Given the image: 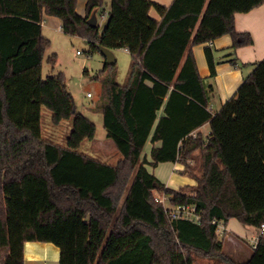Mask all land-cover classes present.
<instances>
[{"label":"trees","instance_id":"trees-1","mask_svg":"<svg viewBox=\"0 0 264 264\" xmlns=\"http://www.w3.org/2000/svg\"><path fill=\"white\" fill-rule=\"evenodd\" d=\"M262 2L110 0L100 30L86 19L104 0H86L83 16L76 0H0V264H23V243L34 240L58 246V264H264V233L237 261L223 251L211 222L264 223V58L212 110L206 77L217 61L205 46L203 77L192 52L223 34L231 50L250 44L248 32L235 30L234 13ZM43 14L92 49L123 47L130 54L126 82L106 78L98 106L120 154L114 163L80 150L94 138L95 124L77 110L62 72L42 77L50 44ZM47 61L55 63L54 53ZM42 107L54 124L72 119L65 144L42 135ZM204 123L207 134L197 129ZM147 140L149 159L142 154ZM196 152L199 172L190 165ZM164 161L181 163L178 172L195 186H166L147 167ZM154 190L171 205L196 206L202 221L170 219Z\"/></svg>","mask_w":264,"mask_h":264},{"label":"crops","instance_id":"crops-1","mask_svg":"<svg viewBox=\"0 0 264 264\" xmlns=\"http://www.w3.org/2000/svg\"><path fill=\"white\" fill-rule=\"evenodd\" d=\"M152 1L168 6L172 0ZM85 3L86 0H76V12L82 16L85 14ZM95 10L96 16L99 15L103 17V28L110 12V0H104L102 8H96ZM149 14L156 20L160 19V14L154 8H150ZM41 27L42 33L44 31L46 33H52L56 28L61 29L60 20L55 16L43 14ZM234 28L237 32H248L252 38V42L231 50L229 48L232 42L231 37L229 34H223L209 42L192 46L197 69L201 76H207L209 73L204 55L205 46L212 48L214 57L217 61L215 64V74L212 77L206 78L207 82L212 84V96L209 102V106L212 110H218L221 104L235 93L243 78L252 70L254 63L264 58V2L248 11L235 12ZM124 49L126 50V48ZM230 59H236V63L234 64ZM161 114L162 108L158 110V116ZM205 128H207L208 132L207 123L202 124L197 129L202 131ZM147 143L151 142L147 140L145 146ZM159 143L160 142H156L157 145ZM147 158L149 159V157ZM147 167L153 172V170L149 168V165ZM182 168L183 165L181 163H172L173 171ZM172 175L173 173L169 174L166 176V179L156 176L164 182L166 186L174 189L182 185L194 184V179L188 175H182V178L178 182L173 179ZM224 231L223 251L233 259H235V256L243 258L237 261L245 260L246 258L244 259L242 253L249 252V256L253 248L252 245L249 246V244H247L245 238L253 243L254 239L259 237L258 226L243 224L237 218L230 217L224 225ZM22 252L23 264H58L59 262V248L50 241H25L23 243Z\"/></svg>","mask_w":264,"mask_h":264},{"label":"rangeland","instance_id":"rangeland-1","mask_svg":"<svg viewBox=\"0 0 264 264\" xmlns=\"http://www.w3.org/2000/svg\"><path fill=\"white\" fill-rule=\"evenodd\" d=\"M102 19L103 17L97 16V24L100 30L103 26ZM43 35L49 38L50 44L46 48L42 60V77L46 78L49 75L62 72L66 87L74 98L77 110L95 124L94 138L85 140L80 150L91 154V156L114 163L120 154L112 139L106 136L98 106L103 100V81L106 78L112 77L119 84L126 82L131 64L130 54L123 47L112 49L115 63L105 66V56L99 49H92L84 38L66 34L58 28L53 30L52 33L44 31ZM52 53L55 55V63L53 65L47 61V57ZM50 117L51 111L42 107L40 112L42 135L55 143L65 144L66 137L72 128V119H64L60 123L54 124L51 122ZM202 132L204 134L207 133V128L202 130ZM151 146L152 143H147L142 151L146 158H150L149 148ZM194 155L195 158L190 160V165L195 171L199 172V152ZM149 168L153 170L155 175L164 179L173 173L172 177L177 182L182 178V175H186L180 174L178 172L179 169L173 171L172 162H159L156 166L150 167L149 165ZM195 184L196 180L194 179V184L189 186L192 187ZM153 193L158 195L161 192L154 190ZM245 241L249 246L252 245V242L248 239L245 238ZM248 253H242L244 259L247 258ZM235 259L242 260L243 258L235 256Z\"/></svg>","mask_w":264,"mask_h":264},{"label":"built area","instance_id":"built-area-1","mask_svg":"<svg viewBox=\"0 0 264 264\" xmlns=\"http://www.w3.org/2000/svg\"><path fill=\"white\" fill-rule=\"evenodd\" d=\"M87 95H89V93H87ZM154 199L162 204L165 212L167 213L170 219L182 218V219L193 221L195 223H200L202 221L201 212L198 211L196 209V206L194 205H190V204L171 205L168 202V195H166L163 192H161L158 195H154ZM211 222L216 224L218 237L220 240H223L225 237L224 224L221 221H218L216 219H213ZM262 233H264V223H261L258 226V234L261 235ZM257 239L258 238H255L253 241L252 243L253 247L257 243Z\"/></svg>","mask_w":264,"mask_h":264},{"label":"water","instance_id":"water-1","mask_svg":"<svg viewBox=\"0 0 264 264\" xmlns=\"http://www.w3.org/2000/svg\"><path fill=\"white\" fill-rule=\"evenodd\" d=\"M86 21L90 26H95L97 24V16H96V10L95 9L91 12V14L86 19ZM98 49L105 56L107 64H114L115 63V58H114L112 49L106 48L102 45H99Z\"/></svg>","mask_w":264,"mask_h":264}]
</instances>
